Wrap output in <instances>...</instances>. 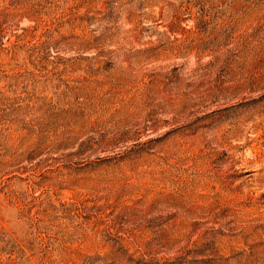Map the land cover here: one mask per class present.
<instances>
[{"label": "rangeland", "instance_id": "obj_1", "mask_svg": "<svg viewBox=\"0 0 264 264\" xmlns=\"http://www.w3.org/2000/svg\"><path fill=\"white\" fill-rule=\"evenodd\" d=\"M0 264H264V0H0Z\"/></svg>", "mask_w": 264, "mask_h": 264}]
</instances>
